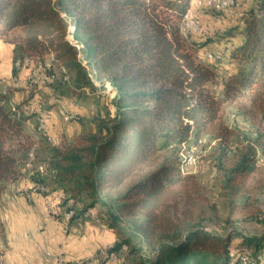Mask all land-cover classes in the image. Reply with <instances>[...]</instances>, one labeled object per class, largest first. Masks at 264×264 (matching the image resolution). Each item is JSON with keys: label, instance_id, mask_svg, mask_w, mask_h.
Returning <instances> with one entry per match:
<instances>
[{"label": "trees", "instance_id": "16d2710c", "mask_svg": "<svg viewBox=\"0 0 264 264\" xmlns=\"http://www.w3.org/2000/svg\"><path fill=\"white\" fill-rule=\"evenodd\" d=\"M195 4L196 0H0V39L14 45L22 56L20 64L28 57L43 60L51 55L75 89L93 84L88 68L102 86L106 75L115 89V113L101 112L96 130L55 147L52 169L59 187L75 201L70 219H100L126 235L109 251L114 256L132 245L127 264L262 261L264 235L238 227L219 232L189 222L188 208L180 206L177 184L183 177L175 154L191 133L198 137L216 123L227 101L245 98L261 125L264 122V0L238 9L227 26L226 39L238 31L242 38L230 52L234 66L219 93L211 86L216 83L212 70L197 61L186 44V14ZM5 100L1 93L0 201L6 183L22 175L18 152L27 149L22 140L27 117L19 116ZM76 119L79 116L71 120ZM255 142L264 153V128ZM250 161L243 157L233 173L253 170ZM141 174L115 196L107 194ZM79 200L83 204L77 210ZM184 202L188 205L189 200ZM94 207L97 217H89ZM3 251L0 246V256Z\"/></svg>", "mask_w": 264, "mask_h": 264}, {"label": "rangeland", "instance_id": "374dc122", "mask_svg": "<svg viewBox=\"0 0 264 264\" xmlns=\"http://www.w3.org/2000/svg\"><path fill=\"white\" fill-rule=\"evenodd\" d=\"M220 1L222 2L215 0L213 5H207V0H198V3L196 0L197 4L186 17L189 16V21L196 23L200 28L184 31L186 44L195 59L212 70L216 83L211 86L216 93H219L228 72L234 66L230 52L242 38L238 31L236 34H229L233 39H226L227 26L235 21L238 9L249 8L255 2L224 0L222 6ZM226 1L231 5H226ZM197 5L205 8H199ZM72 30L73 27L66 36L68 39H71L69 35ZM20 55L11 42L0 39V94H6L5 104L17 111L19 116L27 117L22 122V140L27 143V149L18 152L22 175L15 181L6 183L1 194L0 214L7 203L15 202L21 209L27 206L35 208L36 211L43 210V222H60L62 229L67 230L66 234H76L77 231L74 232L73 227L80 220L97 223L98 232L103 228L108 229L100 219L97 221L87 217L72 220L68 217L67 214L75 206V201L59 187L55 170L52 168L55 147L72 143L84 132L96 130V118L101 112L109 110L112 115L115 113L113 99L116 92L113 85L105 79L106 75H103L102 86L100 80L88 68L93 84L82 90L75 89L68 79L64 80V67L58 63L53 64L51 55H46L43 60L28 57L21 65L18 61L22 57ZM79 58L85 63L83 54H80ZM70 113H74L76 118L79 116V119L71 120L67 117ZM42 116L50 122L47 136L38 131ZM263 128L264 122L261 125L251 103L239 97L223 104L220 117L206 132L198 137L191 133L188 142L180 145L179 153L175 155L178 154L180 158L183 179L177 185L182 194L180 206L188 208L191 224L219 232L238 227L249 234L264 235V153L255 142ZM243 157L251 160L253 170L246 174L233 173ZM38 172L44 174L40 175ZM145 173L146 170L143 174ZM143 174L131 177L120 188L107 194L115 196ZM33 184H38V188ZM35 194L39 198L51 200H36L33 197ZM187 200L188 205L184 202ZM76 204L75 208L78 210L83 202L79 200ZM94 208L92 210H98ZM96 215L94 217H97ZM5 232L1 234L2 238L6 237ZM111 232L114 233L111 242L106 243L100 250L99 256L102 259L103 251L106 248L109 251L110 244L126 237L115 230ZM93 234L102 237L101 233ZM131 248L132 245L126 244L114 253L115 263L127 264ZM103 260L107 261V258ZM261 264H264V253Z\"/></svg>", "mask_w": 264, "mask_h": 264}, {"label": "crops", "instance_id": "0c3cea01", "mask_svg": "<svg viewBox=\"0 0 264 264\" xmlns=\"http://www.w3.org/2000/svg\"><path fill=\"white\" fill-rule=\"evenodd\" d=\"M33 197L36 200L44 199L36 194ZM45 199L46 202L51 200ZM4 207L0 214L5 226L0 233L2 240L0 246L4 250L1 255L3 264H44L47 250L60 253L68 259L81 258L83 264H116L114 260L104 261V258L99 256L101 248L111 242L114 236L111 228H103L98 232L97 223L80 220L73 227L77 233L66 234L67 230L62 229L60 222L59 224L43 222L41 217L43 210L36 211L35 208L27 206L21 209L15 202L7 203ZM4 231L6 237L2 238L1 234ZM93 233H101L102 237H97Z\"/></svg>", "mask_w": 264, "mask_h": 264}, {"label": "bare ground", "instance_id": "6f19581e", "mask_svg": "<svg viewBox=\"0 0 264 264\" xmlns=\"http://www.w3.org/2000/svg\"><path fill=\"white\" fill-rule=\"evenodd\" d=\"M215 0H207V5H213L215 2H214ZM221 2V1H220ZM219 2V3H220ZM223 2H224V0H222V6H223ZM225 4L227 5V4H229V2L228 1H226L225 2ZM206 5V6H207ZM229 5H231V4H229ZM221 20V19H220ZM192 23V22H191ZM18 64H19V62H18ZM21 65V64H20ZM33 79V78H32ZM36 79V78H35ZM45 80V79H44ZM34 81V80H33ZM40 82V81H39ZM71 116H74V117H76L75 116V114L74 113H70V114H68V118H71ZM40 121V120H39ZM46 121H47V119H46V117L45 116H42L41 117V123H40V127H39V130L38 131H40V133H42V134H44V135H46V131H47V129H48V127H47V123H46ZM47 136V135H46ZM41 170L43 171L44 170V168H43V166H41ZM41 172V171H40ZM55 172V171H54ZM38 185V184H37ZM43 188H45L44 186H43ZM42 188V189H43ZM95 209V208H94ZM96 209L95 210H91L89 213H88V215H90L91 217H94L95 215H96V212L98 211H96ZM103 253H104V259H106V249L103 251ZM44 258H45V263L44 264H74L75 263V259H68L67 257H65L64 255H62V254H60V253H55V252H53L52 250H47V251H45V255H44ZM115 260L116 258H111V260Z\"/></svg>", "mask_w": 264, "mask_h": 264}, {"label": "built area", "instance_id": "2783aa9c", "mask_svg": "<svg viewBox=\"0 0 264 264\" xmlns=\"http://www.w3.org/2000/svg\"><path fill=\"white\" fill-rule=\"evenodd\" d=\"M230 1V0H229ZM197 3H198V0H197ZM186 19H187V21H186V27H185V32H186V30H189V29H196L197 30V28H200L199 26H197V24L196 23H191V21H189V16L188 17H186ZM47 78H48V76H47ZM76 117H74V116H71V119H75ZM46 123H47V127H50V122H47L46 121ZM38 127H39V122H38ZM33 186H36L37 187V184H33ZM38 188V187H37ZM68 217H71V214H70V212H69V214H68ZM112 246V244H110V246L109 247H111ZM110 257V258H109ZM111 257H113V258H116V256L114 255V256H111V254L109 253V251L107 250V248H106V258H107V260H111ZM74 264H83V260L82 259H75V263Z\"/></svg>", "mask_w": 264, "mask_h": 264}, {"label": "water", "instance_id": "95a60500", "mask_svg": "<svg viewBox=\"0 0 264 264\" xmlns=\"http://www.w3.org/2000/svg\"><path fill=\"white\" fill-rule=\"evenodd\" d=\"M69 36H70V38L72 37V35H71V34H70Z\"/></svg>", "mask_w": 264, "mask_h": 264}]
</instances>
